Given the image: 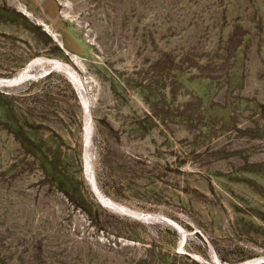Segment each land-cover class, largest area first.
Instances as JSON below:
<instances>
[{
  "label": "rangeland",
  "instance_id": "obj_1",
  "mask_svg": "<svg viewBox=\"0 0 264 264\" xmlns=\"http://www.w3.org/2000/svg\"><path fill=\"white\" fill-rule=\"evenodd\" d=\"M26 68L0 264H264V0H0Z\"/></svg>",
  "mask_w": 264,
  "mask_h": 264
},
{
  "label": "water",
  "instance_id": "obj_2",
  "mask_svg": "<svg viewBox=\"0 0 264 264\" xmlns=\"http://www.w3.org/2000/svg\"><path fill=\"white\" fill-rule=\"evenodd\" d=\"M28 69H24V71H27ZM26 78L30 77L29 74L27 73ZM19 80H21V78H19V75L17 74L15 77H13L12 79H8V80H1L0 83L1 84H5V85H11L14 84L16 82H18Z\"/></svg>",
  "mask_w": 264,
  "mask_h": 264
},
{
  "label": "bare ground",
  "instance_id": "obj_3",
  "mask_svg": "<svg viewBox=\"0 0 264 264\" xmlns=\"http://www.w3.org/2000/svg\"><path fill=\"white\" fill-rule=\"evenodd\" d=\"M27 74V71H24V70H22V71H20L19 73H18V75H19V78H21V80H23L24 78H26V75ZM16 76V75H15ZM5 80H8V79H5ZM21 80H19V81H21Z\"/></svg>",
  "mask_w": 264,
  "mask_h": 264
},
{
  "label": "trees",
  "instance_id": "obj_4",
  "mask_svg": "<svg viewBox=\"0 0 264 264\" xmlns=\"http://www.w3.org/2000/svg\"><path fill=\"white\" fill-rule=\"evenodd\" d=\"M52 72H49L48 74L44 75L43 77H48Z\"/></svg>",
  "mask_w": 264,
  "mask_h": 264
}]
</instances>
